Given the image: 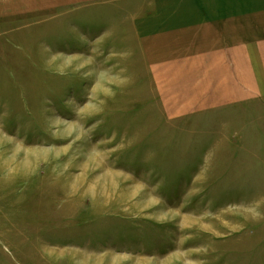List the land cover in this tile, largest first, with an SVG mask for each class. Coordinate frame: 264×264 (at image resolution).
<instances>
[{"label": "rangeland", "instance_id": "rangeland-1", "mask_svg": "<svg viewBox=\"0 0 264 264\" xmlns=\"http://www.w3.org/2000/svg\"><path fill=\"white\" fill-rule=\"evenodd\" d=\"M252 1L0 0V264H264Z\"/></svg>", "mask_w": 264, "mask_h": 264}, {"label": "crops", "instance_id": "crops-1", "mask_svg": "<svg viewBox=\"0 0 264 264\" xmlns=\"http://www.w3.org/2000/svg\"><path fill=\"white\" fill-rule=\"evenodd\" d=\"M234 4H235V3H234ZM234 4H233V5H234ZM253 4H254V2H253L252 0H248V5H249V6H251V5H253ZM253 10H254V8L249 9V11H253ZM254 14H255V15H258V16H264V11H261V9H257V10H254ZM183 17H184L185 19H187V15H186V14H184ZM251 67H252V66H251ZM252 69H253V67H252ZM252 78L255 79L253 75H252ZM252 84H255V85H256V82L254 81V82H252ZM263 84H264V83H263Z\"/></svg>", "mask_w": 264, "mask_h": 264}]
</instances>
